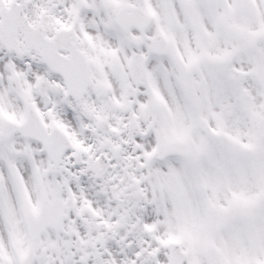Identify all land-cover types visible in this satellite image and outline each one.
<instances>
[{
  "label": "snow or ice",
  "instance_id": "1",
  "mask_svg": "<svg viewBox=\"0 0 264 264\" xmlns=\"http://www.w3.org/2000/svg\"><path fill=\"white\" fill-rule=\"evenodd\" d=\"M0 264H264V0H0Z\"/></svg>",
  "mask_w": 264,
  "mask_h": 264
}]
</instances>
